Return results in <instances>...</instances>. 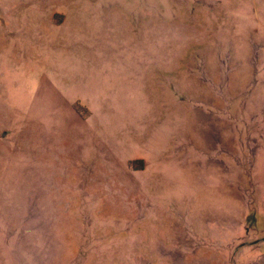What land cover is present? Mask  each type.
Here are the masks:
<instances>
[{
    "label": "rangeland",
    "instance_id": "374dc122",
    "mask_svg": "<svg viewBox=\"0 0 264 264\" xmlns=\"http://www.w3.org/2000/svg\"><path fill=\"white\" fill-rule=\"evenodd\" d=\"M0 264H264V0H0Z\"/></svg>",
    "mask_w": 264,
    "mask_h": 264
}]
</instances>
